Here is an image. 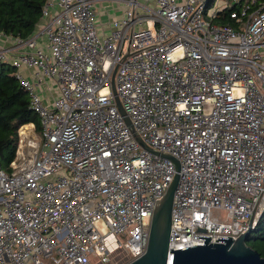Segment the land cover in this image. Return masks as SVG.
<instances>
[{
	"label": "built area",
	"instance_id": "2783aa9c",
	"mask_svg": "<svg viewBox=\"0 0 264 264\" xmlns=\"http://www.w3.org/2000/svg\"><path fill=\"white\" fill-rule=\"evenodd\" d=\"M99 1L46 0L40 30L12 37L32 52L8 62L0 48L58 82L47 107L16 71L38 124L0 164V264L137 259L176 173L166 264L197 236L238 238L264 210V1L120 0L105 35ZM227 8L233 26L215 22Z\"/></svg>",
	"mask_w": 264,
	"mask_h": 264
},
{
	"label": "trees",
	"instance_id": "16d2710c",
	"mask_svg": "<svg viewBox=\"0 0 264 264\" xmlns=\"http://www.w3.org/2000/svg\"><path fill=\"white\" fill-rule=\"evenodd\" d=\"M45 2L0 0V33L13 38L31 35L42 17ZM215 22L233 26L229 8L220 10ZM16 71L11 63L0 61V164L4 170H8L15 158L20 126L28 122L38 124V115L30 108L29 92L21 84ZM246 244L264 257V210L246 236Z\"/></svg>",
	"mask_w": 264,
	"mask_h": 264
},
{
	"label": "water",
	"instance_id": "95a60500",
	"mask_svg": "<svg viewBox=\"0 0 264 264\" xmlns=\"http://www.w3.org/2000/svg\"><path fill=\"white\" fill-rule=\"evenodd\" d=\"M111 85L116 105L119 111L124 114L121 103L116 95L113 75ZM125 121L130 125L127 117H125ZM166 157L175 162L178 169L176 160L170 156ZM177 184L178 174L176 173L165 194L154 207L144 254L127 264H166L171 209ZM251 231L249 229L236 239L217 238L215 243H212L209 237L197 236V239L202 240L201 245L181 248L175 252H172L171 249L169 255H173L172 264H264V257L260 256L255 249L246 244V236Z\"/></svg>",
	"mask_w": 264,
	"mask_h": 264
},
{
	"label": "crops",
	"instance_id": "0c3cea01",
	"mask_svg": "<svg viewBox=\"0 0 264 264\" xmlns=\"http://www.w3.org/2000/svg\"><path fill=\"white\" fill-rule=\"evenodd\" d=\"M142 1V0H141ZM144 1V0H143ZM54 3V0H52ZM126 4L120 0H100L95 3L96 10V24H97V32L100 35L107 34L111 27L112 21L116 19H120L126 9ZM56 5L51 9V13L56 11ZM46 19L42 18L36 25L34 32L39 31L40 28L45 24ZM39 45L42 47L44 51L45 48V37H38ZM0 48L1 49H13V51L8 54V62L18 54L27 52H32L26 46H21L18 49L15 48V41L10 36H5L0 33ZM18 73L25 79L31 81L34 85V91L39 95L43 105L50 107L52 104V100L58 95V82L56 78H41L37 77L36 69L31 67H21L17 69ZM40 78V79H39ZM48 94H45V93ZM50 93V96H49Z\"/></svg>",
	"mask_w": 264,
	"mask_h": 264
},
{
	"label": "rangeland",
	"instance_id": "374dc122",
	"mask_svg": "<svg viewBox=\"0 0 264 264\" xmlns=\"http://www.w3.org/2000/svg\"><path fill=\"white\" fill-rule=\"evenodd\" d=\"M138 1L142 2L144 4H147L148 6L153 5V0H144V1L138 0ZM217 4L219 6H221L222 5L221 0H217ZM139 12L143 13L144 10L140 9ZM45 94H48V93L46 92ZM49 96H50V93H49ZM34 124H35V122H34ZM38 133H39V130H38ZM124 258H125V253L123 252V250L122 251H113L109 262L104 263V264H124ZM91 262H92V264H102V263L98 262L94 256L91 258Z\"/></svg>",
	"mask_w": 264,
	"mask_h": 264
}]
</instances>
